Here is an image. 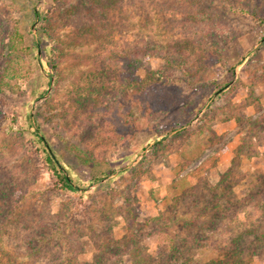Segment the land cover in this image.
<instances>
[{"label":"rangeland","instance_id":"obj_1","mask_svg":"<svg viewBox=\"0 0 264 264\" xmlns=\"http://www.w3.org/2000/svg\"><path fill=\"white\" fill-rule=\"evenodd\" d=\"M165 1L166 8L159 12L150 10L149 4L142 11L131 5L133 22L121 30L116 28L108 40L98 41L81 37L86 0H0V206L8 207L22 186L26 195L23 213L9 217L13 221L28 215L34 223L32 236L9 225L10 232L0 244V263L67 264L72 257L94 264V232L102 234L105 241L129 236L132 231L126 218L133 212L136 235L146 252L160 256L159 230L168 223L167 231L177 239L179 251H167L163 264H202L219 255L232 233L217 228L209 214H202L203 222L188 223L201 214L208 186L235 161L233 191L238 199L256 202L263 197L264 23L232 12L230 5L257 9L258 15L264 16V0H205L218 13L217 24L225 30L208 70L185 73L183 67L189 63L183 59L177 56L168 61L155 54L148 57L147 68L136 71V77L148 80L150 73L158 74L164 78L158 87L137 89L143 93L138 97L133 95L135 90L126 89L127 95L112 100L106 112L75 117L73 87L78 81L86 85L94 56L109 49L141 46L147 39L168 43L170 38L187 35L167 19L172 11L169 4L183 5L186 0ZM76 8L75 14L69 11ZM144 17L154 19V30L138 24ZM190 30L189 35L204 42L214 39V35L207 37L202 29L196 30L195 24ZM42 32L47 35L41 36ZM54 43L61 44L63 50L57 84L45 48ZM202 81L206 83L202 85ZM219 85H224L223 92L212 95ZM210 104L217 110L210 111ZM230 105L244 108L257 124L252 128L248 121L238 125L226 108ZM32 123L40 125L39 133L69 166L80 185L77 191L54 188L55 179L47 169ZM200 127H212L218 136L211 140L209 131L203 133ZM255 132L259 138L250 136ZM85 134L87 139L82 140ZM160 139L163 144L155 147ZM71 144L94 151L96 164L81 163ZM239 145L244 147L238 150ZM103 171L108 175L91 181ZM195 183L201 185L196 192ZM184 192L196 195L184 196ZM180 196L184 197L176 203ZM238 209L237 218L230 222L236 231L253 228L257 234L264 233L259 208L248 203ZM231 211L227 214L233 215ZM156 216L162 218L161 224L151 220ZM7 217V210H2L0 219ZM168 217L175 220L169 222ZM69 243L82 251L76 258ZM161 246L163 250L168 247L165 242ZM245 248L249 264H264V238L246 242ZM122 251H106L104 264H115L117 253L121 256L116 264H132Z\"/></svg>","mask_w":264,"mask_h":264},{"label":"trees","instance_id":"obj_2","mask_svg":"<svg viewBox=\"0 0 264 264\" xmlns=\"http://www.w3.org/2000/svg\"><path fill=\"white\" fill-rule=\"evenodd\" d=\"M87 7L85 8L83 23L81 25L82 35L86 40H108V37L112 35L116 28L121 30L125 24H131L134 20L133 12L129 10L130 6L137 5L142 11L144 6H148L150 10L162 11L166 8L165 0H86ZM205 0H186L185 4H169V10L171 15L167 17L170 20V23L173 25L178 24L181 26L184 31L187 32L184 37L170 38L167 40L168 43L164 42L163 39H150L144 40L143 45H134L125 49H120L118 51L109 49L104 55H96L91 59V70L86 73V85H82L80 81L76 82L73 89H76L72 92L71 103L72 111L75 114V117H81L84 114H87L85 117H91L95 112L101 110L106 112L110 109L112 100L119 98L121 96L127 95L126 89L135 90L134 96H142L140 91L137 89H152L153 87H158V84L163 83L164 78L158 74H151L148 77V80H138L136 77V71L142 68H147L149 64L148 57L154 56L155 54L160 53L164 56L165 60L168 58V61L179 57L183 61L189 63L186 67H183L185 73H196L200 74L203 71L208 70L209 66L214 60L212 55L217 56L218 51L217 44L218 40L221 39L220 36L224 37V28L217 24L218 13L214 10H211L210 7L204 2ZM230 10L232 12H239L243 15H251L256 20L264 23V16H259L257 9L249 10L241 5L232 6L230 5ZM70 12L75 14L76 9H70ZM177 14H180L179 16ZM38 17H41V14L37 13ZM191 22V24H189ZM160 23V22H158ZM138 24L142 27H147L150 25L151 30L155 29L157 25L152 19V17H144V21L139 20ZM196 30H203L204 34L207 36H213L214 39L209 43V41L204 42L202 38L191 36L190 28L194 26ZM173 27V26H172ZM223 32V33H219ZM47 35V33L42 32L41 36ZM78 35V34H77ZM219 35V36H218ZM207 36V37H208ZM230 35L225 36L229 38ZM193 37V38H191ZM42 38V37H41ZM58 38V37H56ZM40 42L41 39H40ZM108 42V41H107ZM36 43V42H35ZM37 44V43H36ZM55 45L46 46L47 55L46 61L47 64L56 71V75H53L54 82L57 84L59 82V60L63 56L62 49H60L58 43ZM234 69V66L232 67ZM149 73V72H148ZM206 83V81H204ZM202 81V85L204 84ZM50 83V81H49ZM227 85V83L225 84ZM224 85H219L217 89L214 90L213 94L217 93L219 95L222 91ZM81 89H85L82 91ZM123 92V93H122ZM212 97V96H211ZM71 108V107H70ZM210 111H215L217 109L212 108V105H209ZM228 111L232 114L231 116L236 120L238 125H242L244 122H249L248 127L252 128L254 124H257V121L253 120L251 116L246 115L245 109L236 105H230L226 107ZM226 109V110H227ZM92 113V114H88ZM103 115V114H102ZM251 121V122H250ZM31 128L35 135L37 136L38 142L41 144L42 151L44 152V161L46 163L49 173L54 177V188L63 189L70 191H77L80 188L77 181L73 177L69 166L61 161L56 155L52 144L46 139V137L39 133L40 125L31 124ZM201 132L209 131L212 136L211 140L217 135L216 131L212 127H200ZM252 138H259L258 133H253L250 135ZM82 136V140H86ZM163 139L156 141L155 147L157 145L163 144ZM244 145H239L238 150H241ZM70 149L73 151L75 156L80 160L81 163L88 165H95L97 157L94 151L89 150L88 148L82 147L79 144H71ZM235 161L232 162V165L221 175L220 179L208 186V194L202 203L201 214L198 217H192L188 219V223L193 225L198 220L203 222L201 219L202 214H209L213 216V219L216 220V227L232 232L231 236L227 239V243L220 249V253L217 257L211 258L202 264H249L250 259L244 257L246 250V242L248 241H257L264 238V233L257 234L253 228H242L240 230H235L234 225H231V221L237 218L238 207L241 205L243 208L247 206L248 203L253 204L256 208L260 210V217L264 218V193H262L261 199H258L256 202L251 198H243V200L238 199L237 195L233 191V183L237 179L233 176L235 170ZM108 175L107 171H103L100 175H95L91 181H98L104 176ZM88 183L87 185H89ZM86 185V186H87ZM22 186L14 193L13 200L10 202L8 207L0 206V213L2 210L8 213V217L5 219H0V244L3 240V237L6 233L10 232L9 225H14L15 230H27L30 232V236L34 234V223L29 219L27 215L26 218L19 220L14 219L11 221L10 215H13L15 212H19L18 215H22V206L23 201L25 200L26 195L22 190ZM195 192L197 189L201 188L200 184H194ZM193 193L184 192L183 195H193ZM196 195V194H195ZM182 196V197H184ZM187 196V197H188ZM182 197L176 198V203H179ZM195 200H199L196 199ZM199 202V201H198ZM232 209L233 215H228V210ZM257 218L261 219V218ZM229 218V221L225 219ZM132 219V220H131ZM162 218L159 216L153 217L151 220L157 221L160 223ZM128 227L132 233L128 236H123L119 239L109 238L108 241H105L102 237V234L94 232L96 237V255L94 259V264H104L102 257L103 254L108 250H114L119 248L130 256L132 264H163L164 256L167 254V251L175 254L179 251L176 242L177 239L174 238L167 231L168 223L161 225L159 230L160 244H159V257H154L144 250L140 241L136 235V225L137 221L135 220V215L133 212H130V215L126 218ZM169 222H173L175 217H168ZM161 224V223H160ZM215 227V228H216ZM33 232V233H32ZM17 234V233H16ZM191 236L194 235L193 232L190 233ZM194 237V236H193ZM28 239V238H27ZM30 240V238L28 239ZM77 240V239H76ZM95 240V238H94ZM29 242V241H27ZM165 242L167 248L163 250L161 244ZM29 244V243H28ZM69 247L70 251H73L74 257L77 254L82 253L80 249H74L73 243ZM1 246V245H0ZM117 246V247H116ZM30 250H34V247H30ZM82 248V247H81ZM121 252V251H120ZM121 253H117L118 263ZM247 253L246 255H249ZM253 255V254H251ZM76 258V257H75ZM0 264H9V262H4ZM67 264H89L88 262L75 260L70 257Z\"/></svg>","mask_w":264,"mask_h":264}]
</instances>
